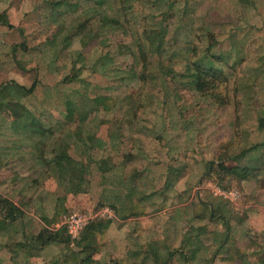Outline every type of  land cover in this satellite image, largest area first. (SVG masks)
<instances>
[{
  "label": "rangeland",
  "instance_id": "obj_1",
  "mask_svg": "<svg viewBox=\"0 0 264 264\" xmlns=\"http://www.w3.org/2000/svg\"><path fill=\"white\" fill-rule=\"evenodd\" d=\"M200 61L224 72L202 92ZM262 143L264 0H0V201L24 211L0 202V264H263L241 207ZM89 214L113 224L83 252ZM44 229L73 241L34 249Z\"/></svg>",
  "mask_w": 264,
  "mask_h": 264
},
{
  "label": "trees",
  "instance_id": "obj_2",
  "mask_svg": "<svg viewBox=\"0 0 264 264\" xmlns=\"http://www.w3.org/2000/svg\"><path fill=\"white\" fill-rule=\"evenodd\" d=\"M100 22L102 23V25H105V26H103L104 29H106V28L112 29L113 27H115L118 24L117 20H115L113 18H108V17H103L100 20ZM106 25H109V26H106ZM228 58H230V57H227L225 59L222 57V61L226 62ZM223 73H224L223 71L218 72L217 68H215L211 63H209L207 61H205V63H203L200 61V62H194L193 63L192 68L190 70L189 78L193 81V87H195L200 92H202L206 89L205 84L207 82H209V84H211L210 78H214L215 80L216 79L222 80L223 79L222 78ZM154 76H155V74H154ZM35 87H36V85H34L31 90H33ZM68 107H69V110L72 111L73 110L72 109L73 103H68ZM246 152L247 151L245 150V152H243V153H246ZM104 160L99 161L100 166L105 163ZM213 163H215V162H212V164ZM79 165H80L79 163L78 164L76 163L73 167L75 169H77V167ZM105 165L106 164H104V166ZM222 166L226 172L236 176V178L241 180V182L248 178L247 175L251 174L250 173L251 171L253 172L254 170H256V169H253L250 167H244V166H235V167H230V168L226 167L223 164H222ZM110 169H112V168H110ZM103 172L107 173L108 168H106V169L103 168ZM0 202L3 205V207H6V210L8 211V214L6 215V219H9L10 221H16L20 217L23 216V214H24L23 209L20 206H18L17 204H15V202H13L7 198L1 199ZM111 224H112V220L111 221L110 220H108V221H104V220L94 221L86 227L83 235L79 239L78 238L73 239L70 234H68L67 238L63 239L62 238L63 232H60V231L55 232L53 230L44 229L37 236L32 238V239H34V242L30 241V243L34 249H36V248L42 249L44 246H47L49 244H55V243L56 244L57 243L70 244V241L75 240V241H77V245L82 249L83 252H86L87 250L94 251V247H95V243H96L98 234H100L99 232H102V233L104 231L106 232L110 228ZM230 243H228V245H231Z\"/></svg>",
  "mask_w": 264,
  "mask_h": 264
},
{
  "label": "crops",
  "instance_id": "obj_3",
  "mask_svg": "<svg viewBox=\"0 0 264 264\" xmlns=\"http://www.w3.org/2000/svg\"><path fill=\"white\" fill-rule=\"evenodd\" d=\"M258 145L259 144H256L255 146H253V149H256L257 148L256 146H258ZM261 145L264 146V143H262ZM246 151H247L246 152L247 155L245 154L246 156H244V155L241 156L242 159H244V158H247L248 160L252 159L253 163L256 164L257 160H259V158L257 159L256 156L254 155V153H256V152H254V150H246ZM257 153L259 154V152H257ZM250 154H253V156H251ZM263 162H264V155H263ZM259 166L260 165H258V168H253V169H256L253 171V173L259 169ZM263 169H264V167H263ZM259 178L261 180H263V182H264V171H262V174L260 177H257L258 180H259ZM243 186L245 188V194L247 197L245 199L249 202L247 204L243 203L242 206L240 205L241 207L244 206V209H245V211H244L245 218L242 219V224L246 225V232L245 233L247 234V236L249 238H252L251 234L252 235H253V233H259L260 234V233L264 232V183L261 187H259L257 185L256 181H246V182H244ZM257 195H261L260 198L257 199ZM206 205H207L206 207H208L209 210L211 211L212 206H210L209 203H206ZM210 224L214 225L212 219H210ZM211 225L208 227H211ZM242 227H243V225L241 226V228ZM213 231H215V230H213ZM226 238H228V237H226ZM155 239H156V241H159L162 238L157 237ZM184 239H185V241H190L192 238L190 235H188V236H185ZM209 240L212 241L211 242L212 244L218 245L217 242H214L213 236L206 239V241H209ZM228 243H230V241L227 242L226 246L228 245ZM221 247H224V246L221 245Z\"/></svg>",
  "mask_w": 264,
  "mask_h": 264
},
{
  "label": "built area",
  "instance_id": "obj_4",
  "mask_svg": "<svg viewBox=\"0 0 264 264\" xmlns=\"http://www.w3.org/2000/svg\"><path fill=\"white\" fill-rule=\"evenodd\" d=\"M213 193L215 196H223L225 198H231V195H232V192H229V191H227V190H225L219 186H217L215 188L213 187ZM234 195L237 196V194H234ZM105 213L108 215L109 218L113 217L112 211L106 210ZM89 220L91 221V215L90 214L83 217V218L78 217V216H74V217L70 218L67 222V224L69 225L68 227H69L70 234L76 238L78 236L79 232L83 229V227L85 225L87 226L90 223ZM88 221H89V223H88Z\"/></svg>",
  "mask_w": 264,
  "mask_h": 264
},
{
  "label": "clouds",
  "instance_id": "obj_5",
  "mask_svg": "<svg viewBox=\"0 0 264 264\" xmlns=\"http://www.w3.org/2000/svg\"><path fill=\"white\" fill-rule=\"evenodd\" d=\"M111 220V219H110Z\"/></svg>",
  "mask_w": 264,
  "mask_h": 264
}]
</instances>
